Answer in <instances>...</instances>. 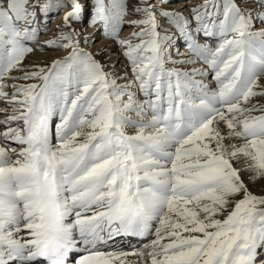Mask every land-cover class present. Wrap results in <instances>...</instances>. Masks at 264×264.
I'll list each match as a JSON object with an SVG mask.
<instances>
[{
	"label": "snow or ice",
	"instance_id": "1",
	"mask_svg": "<svg viewBox=\"0 0 264 264\" xmlns=\"http://www.w3.org/2000/svg\"><path fill=\"white\" fill-rule=\"evenodd\" d=\"M0 264H264V0H0Z\"/></svg>",
	"mask_w": 264,
	"mask_h": 264
},
{
	"label": "rangeland",
	"instance_id": "2",
	"mask_svg": "<svg viewBox=\"0 0 264 264\" xmlns=\"http://www.w3.org/2000/svg\"><path fill=\"white\" fill-rule=\"evenodd\" d=\"M58 22V21H57ZM126 31H130V29H126ZM104 41V38L103 37H100V36H97V40H96V44L94 45V48L95 46H97L100 42ZM52 53L50 52H46L45 55H51ZM37 58V57H36ZM35 59V57H34Z\"/></svg>",
	"mask_w": 264,
	"mask_h": 264
},
{
	"label": "bare ground",
	"instance_id": "3",
	"mask_svg": "<svg viewBox=\"0 0 264 264\" xmlns=\"http://www.w3.org/2000/svg\"><path fill=\"white\" fill-rule=\"evenodd\" d=\"M104 41L100 42L97 46L95 47H99ZM35 57V56H34ZM36 58V57H35Z\"/></svg>",
	"mask_w": 264,
	"mask_h": 264
}]
</instances>
